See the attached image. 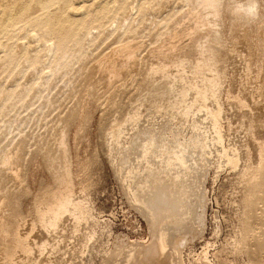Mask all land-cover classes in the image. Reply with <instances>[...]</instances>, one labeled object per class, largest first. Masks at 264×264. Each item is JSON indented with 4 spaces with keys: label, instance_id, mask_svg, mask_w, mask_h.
<instances>
[{
    "label": "rangeland",
    "instance_id": "rangeland-1",
    "mask_svg": "<svg viewBox=\"0 0 264 264\" xmlns=\"http://www.w3.org/2000/svg\"><path fill=\"white\" fill-rule=\"evenodd\" d=\"M31 2L0 0V264H112L149 243L133 177L162 161L199 181L180 263L264 264V0H51L14 16ZM59 18L86 19L81 42L57 46ZM212 31L224 49H206Z\"/></svg>",
    "mask_w": 264,
    "mask_h": 264
},
{
    "label": "bare ground",
    "instance_id": "bare-ground-1",
    "mask_svg": "<svg viewBox=\"0 0 264 264\" xmlns=\"http://www.w3.org/2000/svg\"><path fill=\"white\" fill-rule=\"evenodd\" d=\"M204 1H205L204 4H209V0H204ZM50 2H51V0H33V2L26 5L25 7L23 6L22 8L17 9L15 11L14 16H16V18H21L22 16L27 15L30 12H32L33 7H35V6H38V7L40 6L42 8H49L48 5ZM73 2H74V0H73ZM204 6L207 7V5H204ZM239 9L240 10L234 9L233 14H235L236 16L238 15L240 18V14L243 13V10H241V8H239ZM104 11L107 13L109 12L108 8H105ZM111 11L113 12V10H111ZM193 12L194 11H192L191 13H193ZM196 12L198 13L197 10H196ZM58 13L59 12L54 13V16L55 15L59 16ZM204 16H206V15H204ZM214 16H217V13H214ZM103 18H105V17H103ZM196 18H198V21L194 20V22L201 23L202 25H208V29L211 27L210 24L207 22V20L202 18L200 14ZM90 19H91V17H89L87 19V21ZM100 21H102V20L100 19ZM48 22H50V20H48ZM85 22H86V19H73V18L66 19L65 21H60V18H59V20L57 22H54V24H52V27L50 29L52 32H54V34L57 37V42H58L57 46L60 48H64L66 43H67V38H69V37H71V38L73 37L72 39H74L77 43L81 42L82 39H80L81 38L80 34H82V32L84 31L85 24H86ZM238 22L239 21H236V23H235L236 26L240 25L238 27L243 28L244 22H242L243 25H241V22H240V24H237ZM197 25H196V28H197ZM1 26H2V22L0 21V27ZM16 27H17V25H16ZM202 27L203 26H201V28ZM234 27H232V28H234ZM238 27H236V28L239 29ZM236 28H235V30H237ZM208 29L205 28L204 30L208 31ZM239 30H241V29H239ZM200 33L201 32H199V34ZM202 34H203V32H202ZM196 35H198V34H196ZM262 35H264V34H262ZM173 36L174 35H172V37ZM169 37H170V35H169ZM172 37H170V38H172ZM232 39H234V38L232 37ZM235 39H236V37H235ZM161 40L163 41V39H161ZM189 40H190V38H189ZM204 41H205V39H204ZM128 43H130V40ZM204 43H206V49L209 48L208 50L211 49V51H213V49L215 51V48H219L220 46L223 45L221 36L217 31L208 32L207 37H206V41L203 42V44ZM50 44H51V42H50ZM127 45H130V44H127ZM223 46H222V48H223ZM169 47H170V45H169ZM174 47H172V48H174ZM158 48H160V47H158ZM113 49H116V47ZM122 49H123V46H122ZM127 49H131V48H129V46H128ZM124 50H126V49L124 48ZM131 50H133V48ZM151 50H153V49H151ZM159 51H160V49H159ZM211 51H209V52L211 53ZM116 54H118V53H116ZM220 54H221V52H220ZM220 54H219V57L221 56ZM213 56H215V55H213ZM108 57H110V55ZM111 57H112V55H111ZM211 58H213V57H211ZM102 60H103V58H102ZM210 60H214V59H210ZM221 60H222V58H221ZM100 62H101V59H100ZM114 62H113V64H114ZM107 64H110V63L107 62ZM108 66L110 67V65H108ZM100 67H102V66H100ZM216 68L219 71V68L217 66H216ZM221 68L222 67H220V69ZM103 69H104V67H103ZM218 71H216V72H218ZM113 72H114V69H112V73ZM108 73L110 74L111 72H108ZM113 74H115V73H113ZM174 78H176V77H174ZM219 78H220V76H219ZM176 81H177V79H176ZM262 84L264 85V83H262ZM262 84H260V85H262ZM261 88L263 89V86L260 87V90H261ZM260 92H262V95H263V91H260ZM189 94H188V96H189ZM213 107H214V105H213ZM135 154L138 155L137 153H135ZM228 155H229V153H228ZM168 159H170V158L168 157ZM188 160L189 159L187 158V161ZM152 175H155L154 177H156V178L153 179ZM198 182L199 181H198L197 177H191L190 174L183 171L181 167H176L175 164L174 165L169 164L166 161H162L158 164H155V166L151 169H148L146 171V173L143 172V173H138V174L134 175L133 183H134V187H135V191H136V197L135 198L137 200L139 208L146 215L147 220L149 222V227H150V232H151V240L149 243L144 244V245H123L120 243L121 245L117 246L113 250V253L110 256L112 264H171L173 256H172L171 251L168 250L166 248V246H168L170 249H173L177 252V255L175 256V259H174V263L175 264H181L180 258H179L180 257L179 256L180 248H181V244H182V241L180 239V233L182 231L188 230L189 229L188 228L189 222H191V220L193 221L195 219L196 202L194 203V200L197 201V198H199V196H200L199 191L197 190V188H198L197 183ZM13 244H15V243H13ZM119 255L122 256V260L119 259L120 261L117 259V256H119Z\"/></svg>",
    "mask_w": 264,
    "mask_h": 264
}]
</instances>
